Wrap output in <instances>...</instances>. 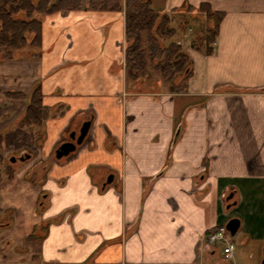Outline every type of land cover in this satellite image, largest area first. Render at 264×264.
<instances>
[{
    "label": "crops",
    "instance_id": "0c3cea01",
    "mask_svg": "<svg viewBox=\"0 0 264 264\" xmlns=\"http://www.w3.org/2000/svg\"><path fill=\"white\" fill-rule=\"evenodd\" d=\"M87 1L43 16L36 57L0 61V264H220L205 237L232 218L264 244V0H160L224 13L178 93L127 80L124 11ZM36 86L50 117L21 125Z\"/></svg>",
    "mask_w": 264,
    "mask_h": 264
},
{
    "label": "trees",
    "instance_id": "16d2710c",
    "mask_svg": "<svg viewBox=\"0 0 264 264\" xmlns=\"http://www.w3.org/2000/svg\"><path fill=\"white\" fill-rule=\"evenodd\" d=\"M84 0H0V61L15 59L18 54L36 57L39 54L42 18L57 11H68L83 6ZM153 0H88L94 10L124 11L127 47L125 69L128 81L148 76L149 68L160 71L172 92L186 90L191 75V58L181 42L173 40L177 31L192 28L191 46L210 54L224 13L215 11L208 3L198 7L184 4L170 13L152 7ZM183 20L177 22V18ZM179 23V24H178ZM192 23H196L193 26ZM173 38V39H172ZM172 41H167L171 40ZM182 76V87L174 83ZM10 98H24L22 92H6ZM50 117L43 105L39 86L32 90L26 111L20 122L25 126H41ZM1 143V137H0ZM3 174L14 175L13 168L0 152V182Z\"/></svg>",
    "mask_w": 264,
    "mask_h": 264
},
{
    "label": "rangeland",
    "instance_id": "374dc122",
    "mask_svg": "<svg viewBox=\"0 0 264 264\" xmlns=\"http://www.w3.org/2000/svg\"><path fill=\"white\" fill-rule=\"evenodd\" d=\"M159 2H160V0H153L152 1V7L153 8L157 7ZM177 20H178L177 22H179L183 19L181 17L180 18L178 17ZM192 24H193V26L196 25V23H192ZM190 28L188 27L185 29H180V31L176 32L175 36L173 37L174 39L172 38L173 40L181 42L185 49H187L188 46L189 47L191 46L192 35L194 32L190 31L189 30ZM172 39L167 40V41H172ZM127 44H128V42H127ZM126 47H127V45H126ZM158 77L160 78L158 81H161L163 84H166V85L168 84L170 86L171 83H166L164 78L162 77L160 71L155 69L154 66H151L149 68L148 76L141 77V78L142 79H155ZM141 78H138V79H141ZM174 83L178 84L177 85L178 87H182V85H183L182 76L176 77ZM252 231L253 230H249V232H247V234H243V233L239 232L237 235L234 236V241H235V246H236V249H235L236 256L232 260H230L232 263L234 262L236 264H251L253 262L261 261L262 253H263V249H264L263 240L254 236L252 234ZM219 250H220L219 254H217V257L214 258L213 262H217L223 256L222 255V247L219 248Z\"/></svg>",
    "mask_w": 264,
    "mask_h": 264
},
{
    "label": "built area",
    "instance_id": "2783aa9c",
    "mask_svg": "<svg viewBox=\"0 0 264 264\" xmlns=\"http://www.w3.org/2000/svg\"><path fill=\"white\" fill-rule=\"evenodd\" d=\"M189 30L192 31V28ZM205 244L212 252H219V248L222 247L223 256L220 259V264H236L230 261L233 259L236 249L234 236L231 235L226 226L221 225L209 231L205 237Z\"/></svg>",
    "mask_w": 264,
    "mask_h": 264
},
{
    "label": "water",
    "instance_id": "95a60500",
    "mask_svg": "<svg viewBox=\"0 0 264 264\" xmlns=\"http://www.w3.org/2000/svg\"><path fill=\"white\" fill-rule=\"evenodd\" d=\"M91 123H92L91 119L85 120L79 129L78 135L76 134V132H72L70 134L71 140L62 143L56 149L55 152L56 158L59 159L64 156H68L70 153L74 152L77 148V145H80L85 139L86 135L88 134ZM21 159H24V157H21ZM10 161L15 162L16 157H12ZM231 197L232 194L228 196V199H230ZM239 225H240V221L237 218H232L227 222L226 228L228 229V231L231 233L232 236H235L238 231ZM261 264H264V257L261 260Z\"/></svg>",
    "mask_w": 264,
    "mask_h": 264
},
{
    "label": "flooded vegetation",
    "instance_id": "af4514ba",
    "mask_svg": "<svg viewBox=\"0 0 264 264\" xmlns=\"http://www.w3.org/2000/svg\"><path fill=\"white\" fill-rule=\"evenodd\" d=\"M89 130H90V129H89ZM78 133H79V132H78ZM78 133H77V135H78ZM88 133H89V132H88ZM87 135H88V134H87ZM87 135H86V136H87ZM85 138H86V137H85ZM70 140H71V138H70ZM84 140H85V139H84ZM84 140H83V142H84ZM83 142H82V143H83ZM82 143H81V144H82ZM81 144H80V145H81ZM77 146H78V145H77ZM110 181H111L110 179H107L106 182H104L103 185L105 186V185H106L107 183H109Z\"/></svg>",
    "mask_w": 264,
    "mask_h": 264
}]
</instances>
